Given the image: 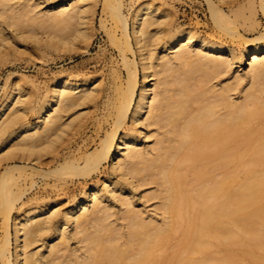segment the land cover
<instances>
[{"label":"bare ground","instance_id":"1","mask_svg":"<svg viewBox=\"0 0 264 264\" xmlns=\"http://www.w3.org/2000/svg\"><path fill=\"white\" fill-rule=\"evenodd\" d=\"M14 1L0 0V15L8 16L6 26L20 29L23 22L35 26L42 21L55 31V27L75 28L76 24V29H70L76 39L86 31L89 0H59L53 8L40 11L38 1ZM113 2L124 44L129 52L139 54L140 61L127 64L129 76L112 130L95 151L81 158H64L52 174L68 173L87 180L112 158L118 180L106 177V192L90 185L65 213L45 202L18 209L25 191L17 193L12 186L18 179L15 171L21 169L7 167L0 179L5 230L0 264H225L236 260L232 250L244 239L249 240L247 253L255 263H263L255 249L264 250V168L257 171L264 165V134L255 128L264 125V46L248 44L239 56L235 49L185 29L167 39L158 30L154 38L149 29L158 22L159 9L150 3L139 5L130 27L124 1ZM207 2L212 20L228 30V15L219 4ZM260 9L264 14V0H260ZM5 31L0 24V35ZM62 38L65 44L69 40L68 36L66 42ZM258 40H264V34ZM237 63L241 65L235 69ZM244 63L250 65L246 71L241 68ZM228 73L234 83H213ZM246 78L250 86L238 101L234 91ZM90 82L88 78H56L33 120L26 117L23 88L18 83L8 85L0 99V149L12 147L2 159L15 150L31 157L39 155L45 137L66 129L68 113L94 98L95 91L87 89ZM129 122L134 130L123 132ZM153 128L157 134L151 145ZM143 137L148 141L143 142ZM241 142H247L249 150L238 155ZM240 170L248 174L237 188L235 178ZM36 172L33 167L32 173ZM120 180L129 182L134 192L155 185L157 191L144 198L160 201L156 210L161 221L145 209L136 210L134 192L124 198L126 189ZM114 192L115 196L107 197L106 193ZM113 198L121 201L120 216L114 212ZM222 249L227 254L217 256Z\"/></svg>","mask_w":264,"mask_h":264},{"label":"rangeland","instance_id":"2","mask_svg":"<svg viewBox=\"0 0 264 264\" xmlns=\"http://www.w3.org/2000/svg\"><path fill=\"white\" fill-rule=\"evenodd\" d=\"M25 1H29L30 4L37 1L42 3L37 9L39 11L46 6L53 8L59 2V0ZM113 1L111 0L109 3L106 0H89L86 18L88 23L84 26L85 29H83V26L81 27L86 31L83 35L81 34L82 37L78 35L77 39L75 38L77 34L70 30L78 27L75 23V28L71 27L72 25L70 26L71 28L63 25V27H58L60 29L55 27L57 31H54L52 28L51 30L46 28L47 25L45 26L44 22L42 24V21L35 26L33 25L34 27L29 25L31 21L28 23L22 21L23 24H27H24V27H28L25 29L22 26L19 29L17 26L14 29V26H6V23H8L6 18L8 16L6 17L5 15L7 14L0 15V24L3 30H6L0 35V39L4 38L2 41L0 40V99L3 97L4 90L8 85L18 83L24 90V99L27 100L26 117L29 120H33L39 103L44 99L49 87L56 78L62 76L75 79L88 78L91 82L87 89L90 88L93 89V92L95 91L94 98L91 101H87L84 106H78L73 109L74 111L72 110L68 113L64 119L66 126L63 128L66 129H62V131L42 140V145L38 148L39 155L41 154L40 157L37 153L33 155L34 157H31L29 153L24 155L19 150H15L9 155L11 158L13 157L12 161L9 156L3 158V160L2 155L6 152L8 153L12 146H9V148L5 147L2 152L0 149V160L2 159V163H0V179L2 172L7 167H19L21 169V171H15L18 179L12 186V189L17 193L25 191L23 200L18 203V209L24 205L32 203L42 204L45 202L53 204V209L56 208L65 213L73 203V200L81 198L84 190L90 185H94L106 192V186L103 185L106 177L113 181L118 180V177L112 171V158L104 164L98 173H95L87 180L78 177L73 178L68 173H61L62 175L60 174V176L52 174L53 170L61 164V161L63 162L64 158H68V156L69 158H81L95 151L101 140L112 130L121 90L125 88L129 76L127 64L132 60L137 63L140 61L139 54H132L124 44L121 24L112 12L115 4ZM123 1V12L129 19L130 27L132 26L133 13L139 5L150 3L154 8L159 9L157 17L159 20L149 29V32L152 33L150 35L154 36V38L158 30L162 32L161 37L167 39L177 30L185 29L194 33L198 38L207 39L227 48L235 49L239 56L242 55L248 44L264 46V40H258L264 34V14L260 9V0H210L215 4H219L228 15L226 24L231 29L226 25L225 28L228 27L231 31H235L233 34L230 31L228 32L229 29L218 27L215 24L211 18L207 0ZM14 2H19V0ZM23 20L26 21V17ZM21 29H23V32L20 31ZM34 31L36 32L34 33ZM24 32H27V35H24ZM62 33L66 34V36H63ZM57 35L63 36V38L61 36L60 38L64 39L65 42L68 36V43H63ZM55 36L58 38H54ZM64 37L67 39L65 40ZM5 39L6 41H4ZM240 65V63H237L234 68L238 69L237 67ZM241 68L246 71L250 68V65L244 63ZM230 73L220 76L213 83L216 84L221 80H223L221 85L234 83V77H231ZM140 77L142 79L141 71ZM249 86L250 83L247 78L238 84L234 91L235 99L238 100V97L244 94ZM78 115L80 117H76ZM262 120L264 121V118ZM153 129L154 131L151 132L149 141L143 137V142H151V145L154 143L157 133L155 128ZM128 130H134L131 122L122 131ZM255 131L264 134V125L256 127ZM252 138H254V135ZM15 143L13 144L15 145ZM248 150L249 144L247 142H241L237 146L238 155L244 154ZM36 155H38L39 160H37ZM22 156L25 160L20 158ZM6 159L8 162H5ZM33 167L37 171L35 174L32 173ZM263 168L264 165L258 168L257 171ZM44 174H47V176H44ZM65 174L69 176H65ZM247 174L248 172L241 170L237 173L235 178L237 188ZM53 175H56V177ZM32 182L34 186H32ZM120 183L126 189L124 198H127L128 193L134 192L129 182L120 180ZM142 189L140 192H134L136 210L145 209L148 215L154 216L156 220L161 221L162 217L156 210L160 205V201L154 198L151 199V196L144 198V195L155 193L157 191L156 186L147 184ZM106 195L112 198L115 196V192L106 193ZM112 202L115 205L114 212L118 214L117 216H120L121 201L119 198H113ZM114 218H116V215ZM2 223L3 213L0 210V241L5 233ZM173 243H176V239ZM248 244L249 240L244 239L242 245L235 246L232 251L236 256V260L225 264H257L246 251L250 250ZM11 249L14 254V240ZM225 254H227V251L222 249L216 255L224 256ZM255 254L260 255L264 259L263 249L256 248ZM210 264L217 263L210 262ZM258 264H264V262Z\"/></svg>","mask_w":264,"mask_h":264}]
</instances>
